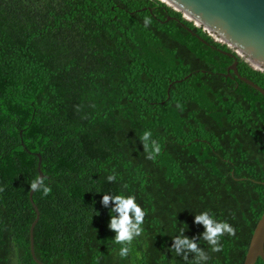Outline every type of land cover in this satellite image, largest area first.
Listing matches in <instances>:
<instances>
[{"label": "trees", "instance_id": "obj_1", "mask_svg": "<svg viewBox=\"0 0 264 264\" xmlns=\"http://www.w3.org/2000/svg\"><path fill=\"white\" fill-rule=\"evenodd\" d=\"M215 47L233 51L163 0H0V264H38L37 151L51 188L32 194L45 264H194L169 249L201 236L205 211L236 230L221 252L197 239L205 264H242L264 211V94L225 76L232 58ZM237 58L264 87V70ZM104 194L145 212L127 258Z\"/></svg>", "mask_w": 264, "mask_h": 264}, {"label": "water", "instance_id": "obj_2", "mask_svg": "<svg viewBox=\"0 0 264 264\" xmlns=\"http://www.w3.org/2000/svg\"><path fill=\"white\" fill-rule=\"evenodd\" d=\"M177 10H181L184 17L193 20L194 24L202 25L207 31L215 34V40L224 41L233 48L225 50L215 47L222 53L232 58L228 64L225 76L231 72L242 81L253 86L264 94V87L252 79L242 75L237 68V55L247 60L254 68L264 70V0H163ZM171 16H167L169 19ZM184 27L198 37L202 42L207 43L191 27L184 24ZM213 46V45H212ZM204 71V69H202ZM191 73L186 74L187 77ZM177 78L169 82L167 92L173 82L180 81ZM37 155V177L46 176L40 168L41 154ZM33 191H28L29 201L35 211V216L29 225V250L35 262L45 264L35 254L33 242V227L39 217V209L32 198ZM257 258L264 263V211L259 217L250 236L248 247L242 264H254Z\"/></svg>", "mask_w": 264, "mask_h": 264}, {"label": "clouds", "instance_id": "obj_3", "mask_svg": "<svg viewBox=\"0 0 264 264\" xmlns=\"http://www.w3.org/2000/svg\"><path fill=\"white\" fill-rule=\"evenodd\" d=\"M151 23L150 17L144 18V26L147 28ZM177 107H181L177 104ZM151 131H145L140 137V142L143 145V150L147 153L146 158L155 161L157 155L161 152V146L156 140H153ZM115 175H110L108 181L115 180ZM29 190L33 192H42L43 196H47L51 192V188L45 184L43 178L36 177L30 183ZM127 187V185H123ZM0 191H3L0 188ZM112 200L115 203V208L110 210V213H119V217L112 215L109 228L116 232L114 243L120 244L121 248L118 255L121 258H127L130 252L132 241L142 235L143 219L145 212L135 203L134 197H124L123 195L111 196L110 194L103 195V204L107 205ZM196 224H203L205 231L200 237L192 238L191 240L184 235L183 232L173 238V244L170 251H174L176 255L181 256L187 262V253L182 254L183 249L194 253V264H205L210 259V256L198 246L197 239L204 240L210 247L212 252H221L223 245L220 243L221 237L225 234L235 236L236 230L226 221H216L207 211L195 216Z\"/></svg>", "mask_w": 264, "mask_h": 264}, {"label": "rangeland", "instance_id": "obj_4", "mask_svg": "<svg viewBox=\"0 0 264 264\" xmlns=\"http://www.w3.org/2000/svg\"><path fill=\"white\" fill-rule=\"evenodd\" d=\"M206 30V29H205ZM207 31V30H206ZM208 32H210V34H212V36L215 38V34H213L211 31H208Z\"/></svg>", "mask_w": 264, "mask_h": 264}]
</instances>
